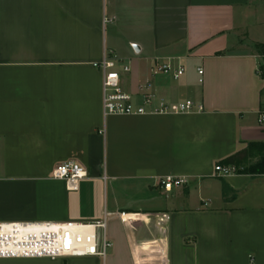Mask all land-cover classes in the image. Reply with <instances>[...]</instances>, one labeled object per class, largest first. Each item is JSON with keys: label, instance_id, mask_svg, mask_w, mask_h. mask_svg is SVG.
<instances>
[{"label": "crops", "instance_id": "obj_1", "mask_svg": "<svg viewBox=\"0 0 264 264\" xmlns=\"http://www.w3.org/2000/svg\"><path fill=\"white\" fill-rule=\"evenodd\" d=\"M103 56L136 102L193 112L103 117ZM260 112L264 0H0V223L107 213L106 264H264V176L214 172L264 143ZM68 162L86 172L75 190L52 178ZM166 177L186 184L165 192ZM67 260L100 263L0 264Z\"/></svg>", "mask_w": 264, "mask_h": 264}, {"label": "built area", "instance_id": "obj_2", "mask_svg": "<svg viewBox=\"0 0 264 264\" xmlns=\"http://www.w3.org/2000/svg\"><path fill=\"white\" fill-rule=\"evenodd\" d=\"M92 67L100 70L101 105L103 117L108 116H144L157 114H183L193 112L190 104L170 108L167 105H154L149 94H141L138 102L120 87V71L129 72L127 66H120L114 59L103 56ZM153 74L171 73L176 80L183 74L182 67L172 69L170 64H155ZM197 74L202 75L200 69ZM199 83L201 80L199 79ZM257 122L264 126V112L258 113ZM215 176L225 178L236 175L232 166L214 167ZM52 178L60 180L75 190L77 184L86 178L85 170L78 164L63 163L52 171ZM186 184L184 178L166 177L159 186L165 192ZM104 213L101 220L93 224L79 223H0V260L4 259H71L96 258L106 264L107 252L112 245L107 239V220ZM120 221L126 224L125 214L119 215Z\"/></svg>", "mask_w": 264, "mask_h": 264}, {"label": "trees", "instance_id": "obj_3", "mask_svg": "<svg viewBox=\"0 0 264 264\" xmlns=\"http://www.w3.org/2000/svg\"><path fill=\"white\" fill-rule=\"evenodd\" d=\"M256 160L254 164L250 161ZM225 166L235 168L236 175H247L250 178L264 176V143H250L247 147L236 155L223 161ZM221 195L225 201H233L237 192L231 190L229 186L222 181Z\"/></svg>", "mask_w": 264, "mask_h": 264}, {"label": "rangeland", "instance_id": "obj_4", "mask_svg": "<svg viewBox=\"0 0 264 264\" xmlns=\"http://www.w3.org/2000/svg\"><path fill=\"white\" fill-rule=\"evenodd\" d=\"M257 161L254 159V160H252V161H250V163L249 164H254V163H256ZM109 252H110V249H109V251L107 252V256H108V254H109ZM106 260H107V258H106ZM36 264H43V263H36ZM66 264H73V262L72 261H66ZM100 264V263H99Z\"/></svg>", "mask_w": 264, "mask_h": 264}]
</instances>
